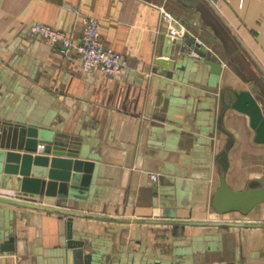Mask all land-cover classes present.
<instances>
[{
	"label": "crops",
	"instance_id": "obj_1",
	"mask_svg": "<svg viewBox=\"0 0 264 264\" xmlns=\"http://www.w3.org/2000/svg\"><path fill=\"white\" fill-rule=\"evenodd\" d=\"M190 1L198 4L0 0V119L46 128L48 139L56 132L82 137L83 151L96 162L91 191L79 203L0 186V195L43 206L0 203L1 225L15 245L0 251V264H83L68 246L71 220L73 239L95 253L92 264H264V227L173 223H264V205L241 218L219 215L211 205L220 183L217 158L229 140L218 127L223 94L228 101L233 90L264 97L253 79L264 81V0H223L221 15L208 2ZM88 16L100 20L105 46L124 57L114 77L85 72L77 49L63 54L30 33L32 24L45 23L79 43ZM187 26L230 55L221 74L197 54H181L178 41ZM223 127L234 138L229 184L261 186L264 144L255 141L249 116L229 110Z\"/></svg>",
	"mask_w": 264,
	"mask_h": 264
},
{
	"label": "water",
	"instance_id": "obj_2",
	"mask_svg": "<svg viewBox=\"0 0 264 264\" xmlns=\"http://www.w3.org/2000/svg\"><path fill=\"white\" fill-rule=\"evenodd\" d=\"M187 1L192 6L198 4V2ZM187 29L188 32L178 41L184 57L197 54L213 67V73L216 75L221 74L224 63L231 65V62H228L230 55L218 51L210 43L211 39L207 42L208 38L204 33L196 29L192 30L188 26ZM253 79L255 84H259L264 90V81L256 75H253ZM231 96L234 100L228 101L227 92L223 94V110L218 118V127L228 134L229 140L217 158L220 164V183L211 205L219 215L235 213L241 218L261 210L264 205V181H260L259 187L247 186L243 189H235L229 184L227 178L230 167L229 150L234 143V138L223 127V122L229 110H237L248 115L251 126L255 130V141L264 144V97L259 93L255 94L252 90H233ZM45 132H47L46 128L27 127L0 119V186L36 198L56 197L75 200L74 203L84 201L91 191L96 162L88 156L86 150L83 151L82 137L56 132L53 138L48 139L45 137ZM40 143L43 144L41 152L38 150ZM0 203L34 209L43 207L33 201L3 195H0ZM64 211L71 216L83 217L80 212ZM146 222L163 223L161 220H146ZM73 223V220L68 223V246L72 251L71 254L77 263L92 264L96 258L95 253H86L84 241L73 239ZM173 223L183 226L220 228L264 227V223L238 220H181ZM9 235L10 231L0 222V251L15 250L14 238Z\"/></svg>",
	"mask_w": 264,
	"mask_h": 264
},
{
	"label": "built area",
	"instance_id": "obj_3",
	"mask_svg": "<svg viewBox=\"0 0 264 264\" xmlns=\"http://www.w3.org/2000/svg\"><path fill=\"white\" fill-rule=\"evenodd\" d=\"M208 2L215 14H222L223 0H203ZM167 20H173V15L163 11ZM32 36L44 39L48 44L57 47L63 54H67L73 48L77 49L82 58V67L85 72L98 70L108 77L120 74L125 65L121 53L105 46L101 36V22L96 17L88 16L84 20L80 42L75 41L69 32L45 23H35L30 26ZM157 180L156 175L152 176Z\"/></svg>",
	"mask_w": 264,
	"mask_h": 264
},
{
	"label": "rangeland",
	"instance_id": "obj_4",
	"mask_svg": "<svg viewBox=\"0 0 264 264\" xmlns=\"http://www.w3.org/2000/svg\"><path fill=\"white\" fill-rule=\"evenodd\" d=\"M232 216V217H237V215L235 213H232V214H228L227 216Z\"/></svg>",
	"mask_w": 264,
	"mask_h": 264
}]
</instances>
